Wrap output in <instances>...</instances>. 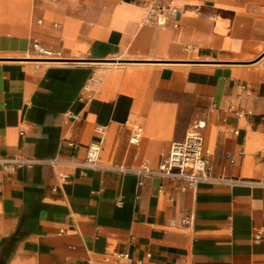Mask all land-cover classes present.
Instances as JSON below:
<instances>
[{
    "label": "crops",
    "instance_id": "0c3cea01",
    "mask_svg": "<svg viewBox=\"0 0 264 264\" xmlns=\"http://www.w3.org/2000/svg\"><path fill=\"white\" fill-rule=\"evenodd\" d=\"M150 4L0 0V159L58 161L0 166V264H264L263 187L80 167L98 143L104 167L156 168L203 121L213 177L263 180L264 0H173L164 27Z\"/></svg>",
    "mask_w": 264,
    "mask_h": 264
},
{
    "label": "built area",
    "instance_id": "2783aa9c",
    "mask_svg": "<svg viewBox=\"0 0 264 264\" xmlns=\"http://www.w3.org/2000/svg\"><path fill=\"white\" fill-rule=\"evenodd\" d=\"M177 13L176 6L173 5V0H151L149 8L146 10L142 25H155L157 27H164L169 20ZM31 49L40 58L39 62L52 63L56 59L52 53L38 43L34 42ZM90 81H93L92 79ZM244 92H248L247 86H242ZM243 112H235L236 117H241ZM205 123L203 121H195L184 139L181 142L172 143L169 149L166 160L159 164L156 168H150L147 164H143L139 168H127L123 166L104 167L99 162L100 144L91 143L86 147V158L81 168L93 171H111L121 175H132L138 180L137 186L141 187L145 179L158 178L173 182L177 186V190L181 193L194 191L200 184H227V185H248L259 186L264 188V177L262 181L257 182H239L233 180H225L222 178H215L211 175V170L208 162V155L204 148L203 130ZM96 133L100 136L104 133L103 127L96 128ZM238 135V132H233ZM141 137V129L135 128L129 143L132 145L138 144ZM241 155V153H240ZM230 163H234L233 158H229ZM56 159L53 160H19V159H0V166L4 169L11 170L24 165L45 164L53 166L57 164ZM116 205L121 206L120 200H117ZM193 218L189 212H185L179 220L182 227H188L192 224ZM113 262H128L131 259L127 254H113L104 259L105 263Z\"/></svg>",
    "mask_w": 264,
    "mask_h": 264
},
{
    "label": "bare ground",
    "instance_id": "6f19581e",
    "mask_svg": "<svg viewBox=\"0 0 264 264\" xmlns=\"http://www.w3.org/2000/svg\"><path fill=\"white\" fill-rule=\"evenodd\" d=\"M134 62V61H133Z\"/></svg>",
    "mask_w": 264,
    "mask_h": 264
}]
</instances>
